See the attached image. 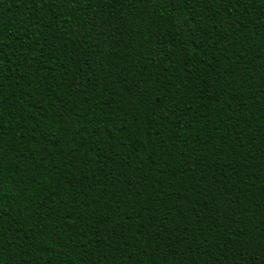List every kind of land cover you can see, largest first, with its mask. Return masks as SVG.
<instances>
[{
	"label": "trees",
	"instance_id": "16d2710c",
	"mask_svg": "<svg viewBox=\"0 0 264 264\" xmlns=\"http://www.w3.org/2000/svg\"><path fill=\"white\" fill-rule=\"evenodd\" d=\"M0 264H264V0H0Z\"/></svg>",
	"mask_w": 264,
	"mask_h": 264
}]
</instances>
